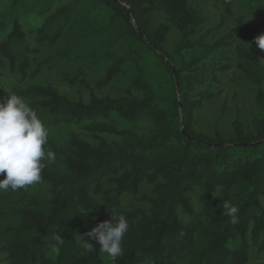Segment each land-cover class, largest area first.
Segmentation results:
<instances>
[{"label": "trees", "instance_id": "trees-1", "mask_svg": "<svg viewBox=\"0 0 264 264\" xmlns=\"http://www.w3.org/2000/svg\"><path fill=\"white\" fill-rule=\"evenodd\" d=\"M220 1L229 16L236 3L260 18L249 33L235 20L250 48L235 49L238 68L259 117L249 131L233 121L229 138L193 126L230 60L223 24L203 29L190 0H0V70L24 78L32 65L33 76L45 67L70 86L119 94L90 90L83 102L51 84L11 88L37 112L56 160L41 183L0 193L6 264H113L81 246L83 213L93 220L86 232L112 213L127 218L115 264H248L252 246L264 258V60L255 44L264 0ZM152 13L164 18L154 28ZM173 30L179 39L166 49ZM141 183L152 187L143 197L149 208H122L121 196ZM223 201L238 208L236 223L222 214Z\"/></svg>", "mask_w": 264, "mask_h": 264}, {"label": "rangeland", "instance_id": "rangeland-1", "mask_svg": "<svg viewBox=\"0 0 264 264\" xmlns=\"http://www.w3.org/2000/svg\"><path fill=\"white\" fill-rule=\"evenodd\" d=\"M231 1V0H227ZM190 6L196 10L205 19L202 28H212L222 23V28L219 35L228 36L227 42V56L229 57V69L219 74L220 84L212 89L213 96L210 100L202 102L200 107L195 110L194 128L206 134L207 136H214L216 133L223 138H229L233 135L232 123L238 120L243 125L244 129L249 131L253 119L259 117V112L254 103L253 94L251 91L252 83L239 70L238 63L240 62L235 54V49L241 47L249 51V44L238 35L235 27V20L241 18L247 32H251L252 27L259 21V16L256 11L241 9L236 3H232L231 15H227L224 6L220 0H190ZM163 16L159 13H152L150 15L151 28L156 27L163 21ZM264 34V27L259 28L255 32V37ZM179 39L177 31H171L166 37L165 48L170 49L174 43ZM260 60H264V50H260ZM34 65H32L26 72L24 78L16 72H11L8 67L0 70V82L7 91V96L13 87L23 88L28 84H51L60 93L67 95L71 100H82L87 102L89 100L90 90L97 97H118V93L111 88H102L100 90H93L92 86L86 88L82 85H68L64 83L59 76L49 71L45 67L41 69L36 75H32ZM7 96L5 98H7ZM110 187L108 183H104L103 190ZM103 194L96 197L99 202H102ZM152 187L145 183H141L135 194H123L121 196V207L124 209H142L149 208L148 202L143 197H152ZM194 204L195 197H192ZM264 204V197L261 198ZM125 203L127 206H125ZM182 216V215H181ZM83 225L81 227L83 234L86 229H90L93 220L87 213L82 214ZM264 238V232L261 235ZM94 248L97 252L105 256L106 254L99 251V246L94 243ZM264 263L262 253L256 250V247L249 248V262L248 264ZM0 264H6L2 255H0Z\"/></svg>", "mask_w": 264, "mask_h": 264}, {"label": "clouds", "instance_id": "clouds-1", "mask_svg": "<svg viewBox=\"0 0 264 264\" xmlns=\"http://www.w3.org/2000/svg\"><path fill=\"white\" fill-rule=\"evenodd\" d=\"M255 44L264 50V34L255 37ZM48 137L49 132L37 112L24 98L15 94L0 98V193L42 182L46 163H55L56 160L53 151L45 150ZM222 207V214L236 223L238 208L229 201H223ZM128 230L127 218L112 213L110 220L100 222L80 235V243L85 252H91L95 249L89 241H94L99 251L115 264L117 258L124 254L122 241ZM55 240L57 244H63L61 235L57 234Z\"/></svg>", "mask_w": 264, "mask_h": 264}]
</instances>
